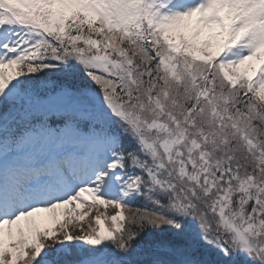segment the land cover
<instances>
[{
	"label": "snow or ice",
	"instance_id": "obj_1",
	"mask_svg": "<svg viewBox=\"0 0 264 264\" xmlns=\"http://www.w3.org/2000/svg\"><path fill=\"white\" fill-rule=\"evenodd\" d=\"M0 264H264V0H0Z\"/></svg>",
	"mask_w": 264,
	"mask_h": 264
},
{
	"label": "rangeland",
	"instance_id": "obj_2",
	"mask_svg": "<svg viewBox=\"0 0 264 264\" xmlns=\"http://www.w3.org/2000/svg\"><path fill=\"white\" fill-rule=\"evenodd\" d=\"M95 213H93V215H94Z\"/></svg>",
	"mask_w": 264,
	"mask_h": 264
}]
</instances>
